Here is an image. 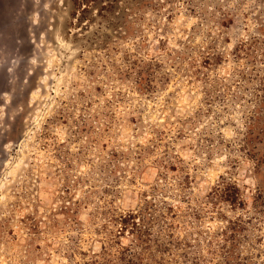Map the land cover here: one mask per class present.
Instances as JSON below:
<instances>
[{
  "label": "rangeland",
  "instance_id": "374dc122",
  "mask_svg": "<svg viewBox=\"0 0 264 264\" xmlns=\"http://www.w3.org/2000/svg\"><path fill=\"white\" fill-rule=\"evenodd\" d=\"M4 7L0 264H86L114 229L105 212L146 200L172 206L173 239L189 244L178 264H219L215 234L241 210L213 187L255 185L241 138L264 56L238 49L264 39V0ZM255 224L238 251L264 264V213Z\"/></svg>",
  "mask_w": 264,
  "mask_h": 264
},
{
  "label": "trees",
  "instance_id": "16d2710c",
  "mask_svg": "<svg viewBox=\"0 0 264 264\" xmlns=\"http://www.w3.org/2000/svg\"><path fill=\"white\" fill-rule=\"evenodd\" d=\"M257 38L252 37L250 42L242 41L240 49H236H242L241 54H249L254 53L253 49L256 48L264 56V39ZM207 58L210 59L208 56ZM255 71L260 82L253 93L255 101L241 138L246 157L252 161L250 170L255 185L252 187L245 182L241 184L239 178L233 175H221L219 182L213 187L214 199L227 202L232 209L241 210L233 218H227V224L215 234L218 246L213 249V253L221 257L219 264H249L251 257L248 254L241 256L238 248L243 241L250 244L245 232L255 229V221H259V216L264 213V71L258 73L257 68ZM105 214L114 229H108L107 240L101 246L102 252L89 259L86 264H103L110 257L128 264H178L188 256L181 252L183 247H189L186 240L177 236L178 239H173L172 227L176 224L169 218H174L176 214L172 206L165 202L157 207L146 200L140 209L123 212L108 210ZM126 233L132 237L127 246L121 245L117 239ZM208 242L212 244L214 239L211 237ZM114 243L118 247L112 251ZM164 254H171L169 258L174 259L173 262H169L170 259L165 260Z\"/></svg>",
  "mask_w": 264,
  "mask_h": 264
},
{
  "label": "water",
  "instance_id": "95a60500",
  "mask_svg": "<svg viewBox=\"0 0 264 264\" xmlns=\"http://www.w3.org/2000/svg\"><path fill=\"white\" fill-rule=\"evenodd\" d=\"M18 0H0V11L3 10L5 7V5H7L8 7H12L15 6L17 4ZM7 3V4H6ZM10 43H12V41H10ZM4 70V69H2ZM4 71H0V83H2V85H4ZM4 87V86H3Z\"/></svg>",
  "mask_w": 264,
  "mask_h": 264
}]
</instances>
